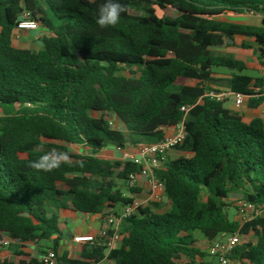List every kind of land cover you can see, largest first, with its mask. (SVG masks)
I'll return each instance as SVG.
<instances>
[{
	"label": "trees",
	"instance_id": "obj_1",
	"mask_svg": "<svg viewBox=\"0 0 264 264\" xmlns=\"http://www.w3.org/2000/svg\"><path fill=\"white\" fill-rule=\"evenodd\" d=\"M104 2L0 0V238H8L14 249L13 260L0 264H43L23 249L30 243L41 254L46 251L41 242L52 240L56 251L61 231L50 206L98 214L131 203L118 181L127 182L139 166L98 154L110 145L123 149L161 140L183 117L182 105H191L185 139L154 170L170 210L141 207L126 218L124 236L109 259L219 264L196 246V232L209 244L253 232L256 242H238L229 264H264V121L243 122L208 86L218 81L212 77L216 67L246 68L232 56L212 52V46L236 35L251 37L264 60V0H119L125 7L120 22L101 28L96 20ZM143 3L145 14L130 12ZM225 12L258 14L261 25L217 18ZM26 14L50 33L42 37L40 50L12 44ZM252 80L264 83L234 74L228 87L248 95ZM69 145L88 151L71 152ZM53 150L70 159L49 172L30 167ZM232 193L260 212L246 222L230 220ZM103 248L100 241L87 261L63 262H99Z\"/></svg>",
	"mask_w": 264,
	"mask_h": 264
},
{
	"label": "crops",
	"instance_id": "obj_2",
	"mask_svg": "<svg viewBox=\"0 0 264 264\" xmlns=\"http://www.w3.org/2000/svg\"><path fill=\"white\" fill-rule=\"evenodd\" d=\"M235 14L233 12H230ZM243 14L239 18L230 19L226 21L240 23L245 25L260 26L261 16L258 14H252L249 12L241 13ZM238 15V14H236ZM17 40L23 35L32 37L33 42H22L23 48L31 49L32 47H38L35 50H40L43 48L42 37L44 35L49 36V32L38 24V28L34 30H20L15 29L14 32ZM231 40V42H228ZM225 45L212 46L217 54H224L234 57L235 59L243 62L245 64V69L241 72L236 71L232 67H221V69H213L212 77L217 79V82L211 83L209 87L215 89V93L230 92V96L224 99L223 105L225 108L233 111L239 115L243 122L249 123L253 118L259 117L264 121V97H253L246 96L240 105L235 103V94L241 92H234L228 87V81L233 77L234 74H242L249 76L253 79L262 78L264 79V60L259 56L258 47L254 39L247 36H234L233 40L228 39ZM213 52V49L210 48ZM254 83V80L250 85ZM248 86V89L250 88ZM79 154H84L88 151L87 148L79 146ZM122 151L115 146H108L105 150L101 151L98 155L101 157H106L109 159H121ZM125 187H121L120 190L123 196L131 197L134 200H138L142 203L143 209H150L155 213H164L170 210V203L167 197L161 202H155L148 200V190L145 182L139 181L137 185V190L135 193H131L127 182H125ZM59 189L66 190V187L62 184L59 185ZM62 200L69 201L68 196L61 198ZM121 205H114L109 210L105 209L102 213L89 214L82 213L71 208L60 209L56 206H50V211L58 215V224L60 228V234L58 235V244L56 251L59 255L60 260L63 261H80L84 262L88 260L87 255L90 253L92 247L100 243L99 232L105 226L104 215L107 213H116L121 211ZM110 210H112L110 212ZM51 214V213H50ZM126 223L123 221L120 224V231L125 232ZM57 237L54 236V238ZM197 239L196 246L202 250L207 251L209 243L205 241H199L197 233H195ZM47 241V242H46ZM41 242L46 249H51L53 242L52 240H46ZM7 248L0 249V260L7 258L8 260H13L14 249L11 250ZM25 251L31 253L33 256H39L38 247L33 244H27L23 248ZM186 264H187V260ZM198 261V259H196ZM98 264H113L112 260H106L102 258ZM178 264V263H177Z\"/></svg>",
	"mask_w": 264,
	"mask_h": 264
},
{
	"label": "built area",
	"instance_id": "obj_3",
	"mask_svg": "<svg viewBox=\"0 0 264 264\" xmlns=\"http://www.w3.org/2000/svg\"><path fill=\"white\" fill-rule=\"evenodd\" d=\"M38 28V24L27 18V14L21 21L17 23V29L20 30H34ZM250 94L243 93L235 94L236 105L242 104L246 96L264 97V83L261 85L252 83L250 85ZM230 92L211 93V96L217 100L224 101L230 96ZM191 108V105H182L180 110L184 113L183 117L171 127L165 129L161 140L152 143H139L135 146L126 145L123 149L121 159L124 161H131L139 166L138 172H131L127 178L128 187H137L139 181L145 182L148 190V200L161 202L165 196V185L163 181L159 180L154 170L158 169L162 164L166 155L177 145H179L186 136L184 122L186 114ZM113 124V123H112ZM237 212L241 218V222H246L252 219L260 211L252 203L243 199H239L236 203ZM142 203L134 200L123 206L121 211L117 213L105 214V226L99 232V239L103 245V258L109 259V254L114 246L119 243L123 234L120 231V224L128 217L134 215ZM239 234L233 233L224 235L222 238L213 240L208 246V253L213 256L219 264H229V254L238 243ZM11 241L8 238H0V249L10 246ZM39 259L43 264H66L62 262L56 251L46 249L41 253ZM87 264H98V262L89 261Z\"/></svg>",
	"mask_w": 264,
	"mask_h": 264
},
{
	"label": "clouds",
	"instance_id": "obj_4",
	"mask_svg": "<svg viewBox=\"0 0 264 264\" xmlns=\"http://www.w3.org/2000/svg\"><path fill=\"white\" fill-rule=\"evenodd\" d=\"M124 11L125 7L119 0H105L98 9L96 22L101 28L114 27L120 22ZM69 159L67 153L53 150L31 162L30 167L38 171L49 172L59 168L62 163Z\"/></svg>",
	"mask_w": 264,
	"mask_h": 264
},
{
	"label": "rangeland",
	"instance_id": "obj_5",
	"mask_svg": "<svg viewBox=\"0 0 264 264\" xmlns=\"http://www.w3.org/2000/svg\"><path fill=\"white\" fill-rule=\"evenodd\" d=\"M146 9H147V5L146 4H139V5H135L133 7L130 8V12L132 14H145L146 13ZM238 14V15H236ZM243 14L241 13H235L232 14L230 12H225L219 16H217V18L219 19H223V20H230V19H235V18H239L241 17ZM34 39L32 37H28V36H22L20 39L17 40L15 33H13L12 35V44L14 47L16 48H23V44L22 42H33ZM38 47H32L31 50H35ZM213 49L214 53H217V51L211 47ZM214 69H221V67H216ZM2 114L1 110H0V115ZM117 127V126H116ZM69 150L71 152H75L77 153L80 152V147L78 145H69L68 146ZM118 184H120L121 187H125L126 183L125 181H118ZM240 199V195L237 193H232L229 196L228 202L231 206H228L227 208V213H228V217L230 220H240L241 218L239 217V214L237 212V210L233 207L236 205L237 201ZM198 237H199V241H205V238L202 236V234L200 232H196ZM256 236L254 235L253 232H249L246 235L243 236H239L238 242L245 240V241H250V242H256ZM47 242V241H46ZM11 250V247L9 248ZM208 259H211V257L208 256ZM178 264H186L185 260H179Z\"/></svg>",
	"mask_w": 264,
	"mask_h": 264
},
{
	"label": "water",
	"instance_id": "obj_6",
	"mask_svg": "<svg viewBox=\"0 0 264 264\" xmlns=\"http://www.w3.org/2000/svg\"><path fill=\"white\" fill-rule=\"evenodd\" d=\"M228 42H231V40H228Z\"/></svg>",
	"mask_w": 264,
	"mask_h": 264
}]
</instances>
